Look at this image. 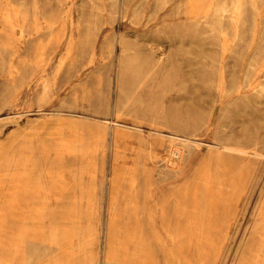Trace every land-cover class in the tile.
I'll list each match as a JSON object with an SVG mask.
<instances>
[{
	"label": "rangeland",
	"instance_id": "1",
	"mask_svg": "<svg viewBox=\"0 0 264 264\" xmlns=\"http://www.w3.org/2000/svg\"><path fill=\"white\" fill-rule=\"evenodd\" d=\"M105 7L0 0V116L63 112L0 120V264H254L264 158L190 139L264 151V0Z\"/></svg>",
	"mask_w": 264,
	"mask_h": 264
},
{
	"label": "bare ground",
	"instance_id": "2",
	"mask_svg": "<svg viewBox=\"0 0 264 264\" xmlns=\"http://www.w3.org/2000/svg\"><path fill=\"white\" fill-rule=\"evenodd\" d=\"M105 1H106V7L104 9L105 13H107V14L111 13L113 8H114V6L116 5V0H105ZM242 8H243V10H242ZM242 8H241V10H242V13H243L244 12V3L242 5ZM126 15H127V12L125 13V17H126ZM122 72H123V69H122ZM49 113H63V112L46 111V110L14 111V112H9V113H6V114L0 116V120H4V119H6V120H15L17 118L21 119L22 117H29L30 115H41L42 116V115H46V114H49ZM64 113H66V112H64ZM68 114H71V115H74V116H79V117L82 118L83 121H88V122H92V121H89L88 118L94 119V120H96V121H94V123L99 124L98 126H101V128H104V127L107 128L108 124L110 126L113 125L115 127H119L121 125L119 122H117L116 120H113V119L89 116L88 114H78V113H70V112H68ZM97 121H101V122L99 123ZM134 126H135L134 128L142 130V132L146 131L150 135L156 136V134L160 133L159 131H157L155 129H151V128L145 129L144 127H140V126H136V125H134ZM181 138L185 139L183 137H181ZM190 142L191 143H195V144H200V145H206V146H209V147H215V148H218V149H221V150H225V151H229V152L244 153V154L252 155V156H255V157H258V158H264V151H260L257 148L248 149L247 147H244V146H241V145L231 146V145H227V144H223V143L214 144L212 142H208V141H205V140H198V139H194V138H192V140L190 139ZM187 150H188V147H187V144L185 143V141L184 142H175V144H173V146H172V149L168 150L167 157L165 159L166 164H169V162H173L174 165H178L184 159V155H185ZM254 264H264V253L262 254L261 257H259V259H257L255 261Z\"/></svg>",
	"mask_w": 264,
	"mask_h": 264
}]
</instances>
